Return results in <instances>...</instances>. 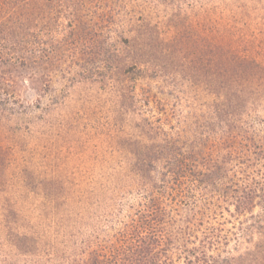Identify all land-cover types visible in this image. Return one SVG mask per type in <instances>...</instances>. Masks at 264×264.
Masks as SVG:
<instances>
[{
  "label": "rangeland",
  "instance_id": "obj_1",
  "mask_svg": "<svg viewBox=\"0 0 264 264\" xmlns=\"http://www.w3.org/2000/svg\"><path fill=\"white\" fill-rule=\"evenodd\" d=\"M137 1L145 26L127 14L96 23L93 35L34 18L31 34L39 27L44 46L49 30L59 32L56 57L1 68L17 76L18 113L0 111V264H61L83 242L108 240L167 160L208 138L221 143L219 127L209 129L222 102L236 113L235 73L264 72V0ZM3 16L0 35L9 30ZM255 102L236 122L226 165L242 188L264 187V100ZM165 202L175 216L180 208ZM251 213L223 226L233 264H264V238L241 239Z\"/></svg>",
  "mask_w": 264,
  "mask_h": 264
},
{
  "label": "trees",
  "instance_id": "obj_2",
  "mask_svg": "<svg viewBox=\"0 0 264 264\" xmlns=\"http://www.w3.org/2000/svg\"><path fill=\"white\" fill-rule=\"evenodd\" d=\"M136 1L0 0V14H4L5 18L2 21H7L2 25L7 27L8 24L9 29L0 35L1 113L9 117L18 113L11 106L17 96V76L6 75L1 68L11 66L18 69L31 64L40 67L56 57L54 50L59 32L49 30L51 44L44 46L39 27L34 36L31 34L30 24L34 18L41 20L40 23L52 22L55 25L66 21L67 28L71 30L86 25L85 32L93 35L97 31L94 30L96 23L120 24L127 14L128 20L136 17V11L132 10L136 7ZM145 1L141 0L144 4ZM156 1L168 5L170 0ZM136 19L139 22L136 25L145 26L144 12L131 22ZM61 27L57 26V29ZM228 72H223L224 76L229 75ZM255 79L259 80L257 84L253 82ZM8 82L12 84L5 85ZM263 82L264 72L242 70L235 73L234 117L233 102H222L219 113L215 110L212 119L219 124L210 121L209 133L214 134L216 127H219L221 143L212 146L208 138L199 149L194 144L187 155L183 152L186 156L176 154L173 161L167 160L154 176L156 180L148 186L144 185L145 192L138 208L108 240L83 242L78 250L79 255L71 259L64 257L61 264H233L235 258L231 251H227L230 230H225L223 226L231 219L251 213L259 199L258 193L261 192L264 197V187H240L235 180L228 178L226 165L231 156V145L237 140L236 133L232 132L236 122L244 111L254 108L256 99L264 100ZM249 85L254 87L252 92L246 88ZM255 103L258 108L263 107V103ZM231 118L234 126L230 124ZM259 149L255 148L253 155L257 156L261 151ZM237 160L240 161V158ZM165 200L175 203L176 210L180 208L175 216L170 213ZM261 205L263 209L259 216L251 213L254 224L241 228L243 241H246L245 237L249 239L254 235L264 238V200Z\"/></svg>",
  "mask_w": 264,
  "mask_h": 264
}]
</instances>
